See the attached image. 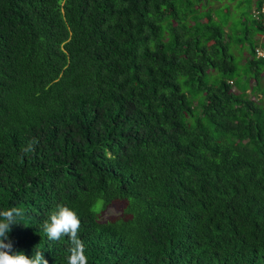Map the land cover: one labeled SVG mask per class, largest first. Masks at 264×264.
<instances>
[{"label":"trees","instance_id":"obj_1","mask_svg":"<svg viewBox=\"0 0 264 264\" xmlns=\"http://www.w3.org/2000/svg\"><path fill=\"white\" fill-rule=\"evenodd\" d=\"M228 1L0 0L14 251L66 264L42 231L64 202L88 264H264V0Z\"/></svg>","mask_w":264,"mask_h":264},{"label":"clouds","instance_id":"obj_2","mask_svg":"<svg viewBox=\"0 0 264 264\" xmlns=\"http://www.w3.org/2000/svg\"><path fill=\"white\" fill-rule=\"evenodd\" d=\"M24 151L33 150L32 144ZM25 211L21 207L12 206L0 210V264H49L39 245L35 247L32 256L24 251H14L9 233L12 226L17 224V218L23 217ZM80 219L75 210L66 203L61 202L55 205L49 213L48 218L42 225V231L49 240L58 241L62 237H68L70 246L67 249L66 264H88L85 253V244L79 238Z\"/></svg>","mask_w":264,"mask_h":264},{"label":"rangeland","instance_id":"obj_3","mask_svg":"<svg viewBox=\"0 0 264 264\" xmlns=\"http://www.w3.org/2000/svg\"><path fill=\"white\" fill-rule=\"evenodd\" d=\"M236 2H237L236 0L231 2V5L233 6L234 4H236ZM254 2H255V0H254ZM214 3H215L214 5L220 6V5L229 3V1L228 0H220V1L215 0ZM255 6H256V4L253 5V9L256 8ZM258 37H259L260 41H264V36L263 35H258ZM231 43H232V50H233L232 52L235 54L236 62L240 66V73L237 76L234 77L236 82H237L236 91L238 92V91L241 90L240 85L242 83H244V81H243L244 77L242 76V74H243V71L245 70V65H242V64H244V61L246 60L245 57L247 56V53H250V51L246 50L244 52L243 51L244 49L242 48L243 46L240 45L235 39H232ZM262 47L264 48V42L262 43ZM263 69H264V67H263ZM263 74H264V71H263ZM183 80H184V78L182 77L181 81H183ZM251 84H253V82ZM261 86H264V75H263V77L261 79ZM185 91L190 95V98H192V99L194 98L195 91H196L194 87L188 86V87L185 88ZM250 91L251 90L248 89V93L251 95V97H253L254 94L251 93ZM121 213H122V208L120 207V205L117 204V203H114V204L110 205L106 209V211L104 212V219L112 217V216H115V217L120 216Z\"/></svg>","mask_w":264,"mask_h":264},{"label":"built area","instance_id":"obj_4","mask_svg":"<svg viewBox=\"0 0 264 264\" xmlns=\"http://www.w3.org/2000/svg\"><path fill=\"white\" fill-rule=\"evenodd\" d=\"M257 55H258L259 57H264V49H258V50H257Z\"/></svg>","mask_w":264,"mask_h":264}]
</instances>
